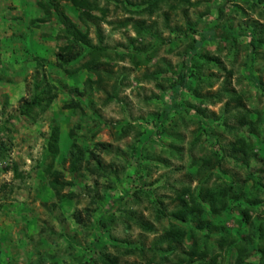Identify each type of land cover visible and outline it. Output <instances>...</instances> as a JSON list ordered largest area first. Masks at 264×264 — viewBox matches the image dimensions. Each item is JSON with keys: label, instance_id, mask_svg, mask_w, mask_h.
<instances>
[{"label": "rangeland", "instance_id": "obj_1", "mask_svg": "<svg viewBox=\"0 0 264 264\" xmlns=\"http://www.w3.org/2000/svg\"><path fill=\"white\" fill-rule=\"evenodd\" d=\"M37 1L49 3L0 0V37L8 39L9 48L0 49V142L6 148L0 159V264H99L95 260L101 256L116 257L118 264H147L146 260L156 253L151 252L152 246L155 249V243L163 236L167 214L178 204L175 195L183 187L194 191L211 188L214 181L221 182L218 177L242 184L245 190L249 186L244 181L245 171L234 166L231 159L218 166L199 168L201 160L211 156L215 142L227 147L233 135L250 137L247 127L239 126L238 112L246 111L252 119L255 112L264 114V97L244 78L245 40L239 39L233 49L219 40L202 44L200 51L214 60L215 67H201L199 74L212 86L208 88L206 81L199 83L193 79L191 88H198V96L185 87L173 92L160 80L164 72L153 74L154 79L148 81L145 76L157 69H166L167 75L177 74L184 47L190 39L198 40V34L189 32L190 38L184 39L182 34L169 30L180 26L183 30L185 20L189 24L194 22L214 0H190L198 4L192 8L177 5L175 10L160 6L154 16L145 18L146 25L155 21L153 38L143 39L156 51L150 64L133 68L127 59L112 62L100 68L103 81L95 83L92 73L84 69L73 71L82 63L81 58L77 57L76 63L58 66L55 53L66 42L64 33L59 31L66 27L59 13L79 28L87 27L91 44L96 43L93 30L98 27L108 54L117 44L115 52L131 50L132 46L123 44L133 38L132 31L111 32L109 26L92 19L98 16L96 12L82 26L78 23V11L60 0L50 1L56 10L50 7L49 16L44 17ZM140 1L129 0L131 4ZM102 2L99 0L100 6ZM164 4L180 3L167 0ZM251 4L250 0H237L220 21H227L233 30L254 27L264 41V0L254 8ZM108 5L111 13L106 21L127 16L113 9L114 1ZM136 7L126 4L131 11ZM162 14L168 17L169 29L164 27ZM32 19L42 21L36 23L38 28L29 25ZM138 42L135 46H139ZM263 68L264 47L256 50V60L248 70L262 83ZM66 70L73 72L68 74ZM36 82L50 86L55 97L43 111L34 109L27 117L20 116L18 107L30 97ZM223 91L234 100L227 98L209 105ZM168 92H173V99H169ZM172 100L179 106L178 115L169 114L170 120L161 127L155 117L169 108ZM72 102L79 103L83 115L78 110L63 108ZM223 109L222 114L228 116L227 127L222 130L210 124V137L206 136L196 123L198 110L217 116ZM53 120L62 130V154L53 161L47 156L41 164ZM69 128L74 130V142L82 159L86 160L91 151L99 166L96 159H90L87 171L80 162L79 170L71 173L67 162H60L70 144L69 139L65 140ZM260 134L258 131L257 135ZM223 153L228 155L229 150L225 148ZM13 164L18 178L2 170ZM48 166L50 172L57 170L62 175L63 182L71 183L63 191L72 194L71 200L55 199L47 186ZM258 166H264L261 157L250 160L247 170L263 178ZM204 179L208 181L203 183ZM161 212L165 217L159 216ZM139 224L150 226L153 231L145 232ZM226 224L231 226L230 222ZM189 241L187 236L174 252L166 257L156 255L155 260L172 262L185 252ZM135 246L142 248V252L122 255ZM256 260L252 255L247 262Z\"/></svg>", "mask_w": 264, "mask_h": 264}, {"label": "trees", "instance_id": "obj_2", "mask_svg": "<svg viewBox=\"0 0 264 264\" xmlns=\"http://www.w3.org/2000/svg\"><path fill=\"white\" fill-rule=\"evenodd\" d=\"M44 4L41 1L36 2V6L41 11L44 17L49 16L50 7L56 10V6L53 4ZM57 1V0H53ZM68 2L73 8L78 11L77 19L78 23L82 26L85 25V21L89 16L96 12L98 16H92L93 20L102 22L110 27V31L117 30H131L133 38H129L123 47L127 45L132 46L131 50L127 49L126 52H115L112 46L111 54H108V46L103 44V37L99 32V28L93 30V34L96 39L95 44H91L88 38L89 30L87 27L79 28L65 16L59 13L61 19H63L66 27L60 29L61 33L65 35L64 45L58 47L57 53H55V59L58 66L61 67L65 63H76L77 57L81 58L82 63L78 68L84 69L95 76V83H101L103 81L100 68L104 65L110 66L112 62H120L125 59L129 61L133 68L140 66H147L150 64L154 57L155 49L151 44L146 43L143 39L146 36L152 37L155 34L152 29L155 25V21H152L149 25H146L145 18L154 16L159 10L160 6L165 7L168 10H175L177 5H183L187 8L195 7L198 2H190V0H178L180 4H164L167 0H141L138 4H131L129 0H103L104 4L100 6L99 0H60ZM111 1L115 2L113 9L119 10L120 13L127 14L126 17L120 18L114 21H106L107 17L111 13L109 11V5ZM237 0H214L203 14L198 15L194 22L190 24L186 22L183 24V30L180 27H174L169 31H172L176 35L182 34V37L190 38L189 32L198 34V40L190 39V43L184 47V58L181 62V69L175 74V76L167 75L166 69H157L154 72L145 76L148 81L154 79L152 75L160 72L162 82H166L170 89L174 92L178 89L181 90L185 87L186 90H191L193 94L198 96V88H191L193 79H198L199 83L207 82L208 88L212 85L208 84L207 79L199 74L201 67L209 68L208 65L215 67L213 59L207 55L202 54L200 48L202 44L207 41L219 40L225 46L235 47L237 41L241 38L245 40L246 51V63L244 64V71L246 72L244 78L248 79L259 90V94L264 97V82H260L256 76L250 72V68L254 65L256 60V50L264 47V41H262L255 28L250 27L248 29L233 30L227 21L222 20L225 13L230 12L231 4ZM247 1V0H246ZM251 7L261 0H250ZM128 6H137L133 11L126 8ZM214 11V14L211 12ZM130 15V16H128ZM214 15V16H213ZM164 27L168 28V17L166 14H162ZM37 22H42L38 19H32L29 21L31 27L38 28L40 25H36ZM216 24L210 26V23ZM207 28L206 32L203 29ZM153 38V37H152ZM136 41L139 46H135ZM8 39L0 37V49L7 50ZM122 46V45H121ZM4 47V48H3ZM150 48V49H149ZM115 52V53H114ZM144 52V53H143ZM247 69V70H246ZM249 69V70H248ZM73 71H67L71 74ZM264 72V68L261 73ZM153 75V76H154ZM113 87L115 85L113 84ZM170 90V91H171ZM51 87L44 86L43 83L36 82L34 84L32 94L25 100L19 107L18 113L20 116L27 117L34 109L43 111L49 103L54 99L55 95L51 94ZM173 92H168L169 99H173ZM224 94H216L212 99L213 101L209 105L215 103H221L224 99L234 100V97L229 93L223 91ZM226 97V98H225ZM206 100H202L204 103ZM201 101L198 103L201 104ZM225 106V105H224ZM65 109H71L72 111L78 110L83 115V109L78 102H72L63 106ZM179 106L171 101L169 108L162 110L156 117L158 124L162 127L166 122L170 120L169 114L178 115ZM222 110L221 114L214 116L213 114L205 115L204 110H198V118L196 123L199 128L204 132L206 136H209L208 126L214 124L215 128L221 127L224 130L227 127V117H225ZM237 120L240 123L239 126L245 125L247 133L250 135L240 134L233 135V139L227 147H223L219 142H215L211 146V156L201 160L202 169L204 166L220 165L221 163L232 160V164L238 165L240 169L245 171L244 181L248 182L247 190L239 183H234L230 179L218 177L221 182L214 181L211 188L197 189V191L190 190L189 187H183L176 195L175 201H178L177 206L167 214L166 226L164 227L162 238L158 239L155 243L152 253L156 251L155 255L146 260L147 264H167L161 263L155 260L156 255L166 257L168 253L174 252L175 246L183 244L185 238L189 237V244L183 252L179 254L172 262L168 264H264V176H256L253 172L247 170L248 162L254 158L261 157L264 160V114L255 112L254 118H250L248 113L238 112ZM76 129V127H73ZM69 128L65 133V140L69 139L70 144L67 147V151L60 158L61 163L67 162L68 171L75 173L79 170V163L82 162L88 170V164L90 159H96L94 154L88 152L86 160L82 159L77 151V146L74 142V130ZM229 133L232 130L226 129ZM261 131L260 136L257 132ZM124 132V131H123ZM62 130L55 120L51 121L49 134L44 144L42 153L41 164L45 157L49 156L51 161L55 160L62 154L61 148L64 139H61ZM229 150V154L223 153L224 149ZM220 151L222 155L220 154ZM6 152V148L3 143L0 142V159ZM232 154L237 156L232 157ZM95 164L99 166V161L96 159ZM260 169L258 173H263L264 166H258ZM3 171H10L14 178H18L16 166L13 164L11 167L4 166ZM51 166L45 169V172L50 173L47 181V186L51 190L53 196L57 201L63 199L71 200L72 194H63L64 189L70 186V182H63L62 175L57 172H50ZM199 174V170H198ZM208 179H204L203 183H206ZM159 216H164L163 212L159 213ZM216 217L213 221L212 218ZM227 222H230L231 226H227ZM191 224L194 226L192 227ZM139 227L145 232H152L150 226L139 224ZM200 231V233H197ZM3 242V241H2ZM113 247V245H112ZM164 247V250H161ZM115 248V247H114ZM117 250V249H116ZM141 253L142 248L135 246L133 249H126L122 255H130L135 253ZM164 253L165 255H163ZM256 256L255 262H247L250 256ZM99 264H118L116 257L110 258L108 256H101L97 258ZM88 263V262H87ZM93 261H91V264Z\"/></svg>", "mask_w": 264, "mask_h": 264}]
</instances>
